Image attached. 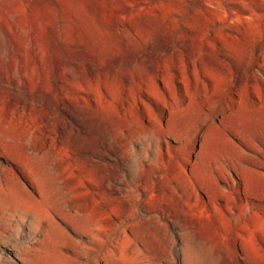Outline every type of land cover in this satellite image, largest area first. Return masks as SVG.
<instances>
[{"label": "rangeland", "instance_id": "1", "mask_svg": "<svg viewBox=\"0 0 264 264\" xmlns=\"http://www.w3.org/2000/svg\"><path fill=\"white\" fill-rule=\"evenodd\" d=\"M0 264H264V0H0Z\"/></svg>", "mask_w": 264, "mask_h": 264}]
</instances>
